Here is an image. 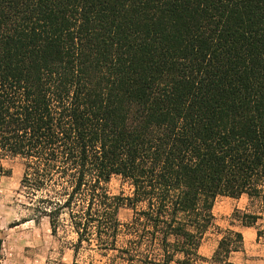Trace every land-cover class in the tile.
Instances as JSON below:
<instances>
[{
    "label": "trees",
    "instance_id": "trees-1",
    "mask_svg": "<svg viewBox=\"0 0 264 264\" xmlns=\"http://www.w3.org/2000/svg\"><path fill=\"white\" fill-rule=\"evenodd\" d=\"M9 159L21 224L73 234L75 259L206 262L219 197L264 219V0H0V176ZM242 249L229 230L211 260Z\"/></svg>",
    "mask_w": 264,
    "mask_h": 264
},
{
    "label": "rangeland",
    "instance_id": "rangeland-1",
    "mask_svg": "<svg viewBox=\"0 0 264 264\" xmlns=\"http://www.w3.org/2000/svg\"><path fill=\"white\" fill-rule=\"evenodd\" d=\"M4 168L7 173L0 176V264H123L116 258V253L100 256L95 252L81 251L75 259L73 251L69 248V242H73L75 236L69 232H61L58 237L52 236L47 220L21 224L28 216L22 207L24 197L20 194L23 163L20 159H9L4 161ZM108 189L114 196L127 197L132 193L130 184L119 177L111 180ZM230 202L233 201L219 197L214 205L215 213L230 207ZM236 212V209L232 211L227 219L241 218V213ZM132 216L133 212L128 207L119 212L122 223L129 222ZM229 230L228 224L220 225L214 220L213 226L205 234L207 248H214ZM261 244L264 245V239H261ZM193 264L224 263L207 260Z\"/></svg>",
    "mask_w": 264,
    "mask_h": 264
},
{
    "label": "crops",
    "instance_id": "crops-1",
    "mask_svg": "<svg viewBox=\"0 0 264 264\" xmlns=\"http://www.w3.org/2000/svg\"><path fill=\"white\" fill-rule=\"evenodd\" d=\"M230 199V207H225L215 213V221L220 225L228 224L229 229L239 232L243 236V249L240 252H233L229 256V263L233 264H264V245L258 240V232L264 233V219H263V202L261 198H249L247 195H243L239 199H232L228 197H222ZM218 200V199H217ZM238 210L242 217L237 220L227 219L231 216V212ZM257 216L258 221L254 226H245L243 215ZM221 240V239H220ZM219 240V241H220ZM219 243H217L211 250L207 248L206 236H204L202 245L199 249V255L207 260H211L217 251ZM171 264H177L175 262Z\"/></svg>",
    "mask_w": 264,
    "mask_h": 264
}]
</instances>
